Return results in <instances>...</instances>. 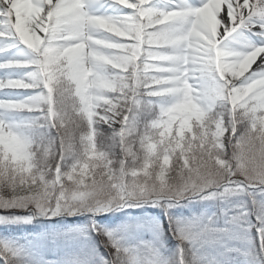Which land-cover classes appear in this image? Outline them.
Returning a JSON list of instances; mask_svg holds the SVG:
<instances>
[{"label":"snow or ice","instance_id":"6c2138e0","mask_svg":"<svg viewBox=\"0 0 264 264\" xmlns=\"http://www.w3.org/2000/svg\"><path fill=\"white\" fill-rule=\"evenodd\" d=\"M0 264H264V0H0Z\"/></svg>","mask_w":264,"mask_h":264}]
</instances>
